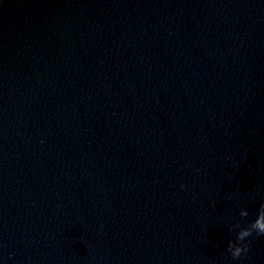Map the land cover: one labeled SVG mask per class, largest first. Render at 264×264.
Here are the masks:
<instances>
[{"label": "water", "instance_id": "obj_1", "mask_svg": "<svg viewBox=\"0 0 264 264\" xmlns=\"http://www.w3.org/2000/svg\"><path fill=\"white\" fill-rule=\"evenodd\" d=\"M262 199L264 0H0V264H264Z\"/></svg>", "mask_w": 264, "mask_h": 264}, {"label": "clouds", "instance_id": "obj_2", "mask_svg": "<svg viewBox=\"0 0 264 264\" xmlns=\"http://www.w3.org/2000/svg\"><path fill=\"white\" fill-rule=\"evenodd\" d=\"M180 187H183L181 185ZM239 215L245 217L248 215L246 209L241 208ZM235 239H229L227 243V251L233 259H236L247 251V245L242 243L247 237L255 233L256 235H264V199H262L255 211L254 218L249 220L246 226H240L239 222L234 225Z\"/></svg>", "mask_w": 264, "mask_h": 264}]
</instances>
